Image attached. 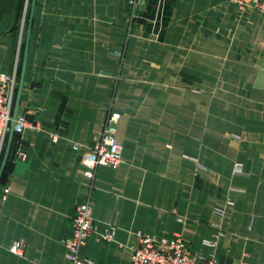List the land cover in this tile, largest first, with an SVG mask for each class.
Masks as SVG:
<instances>
[{
  "label": "crops",
  "instance_id": "0c3cea01",
  "mask_svg": "<svg viewBox=\"0 0 264 264\" xmlns=\"http://www.w3.org/2000/svg\"><path fill=\"white\" fill-rule=\"evenodd\" d=\"M30 4L0 0V73L19 52L14 103ZM129 26L127 0H36L17 117L38 129L14 128L11 153L18 143L25 156H9L0 183V264H66L86 182L72 145H92L109 108L122 163L97 169L96 229L80 256L130 264L137 234H180L203 260L264 264V14L224 0H144ZM210 104H241V115Z\"/></svg>",
  "mask_w": 264,
  "mask_h": 264
},
{
  "label": "built area",
  "instance_id": "2783aa9c",
  "mask_svg": "<svg viewBox=\"0 0 264 264\" xmlns=\"http://www.w3.org/2000/svg\"><path fill=\"white\" fill-rule=\"evenodd\" d=\"M144 0H127V13L129 25L134 19L140 5ZM232 7L236 13L246 15L251 13L264 14V0H224ZM22 20V25L24 24ZM129 26V30H130ZM14 68L10 72L0 73V157L5 148L9 127L12 121V108L17 85L18 56ZM120 115L109 108L101 123L98 135L92 145L86 146L73 144L72 149L78 152L79 164L84 168L83 176L86 180L84 185L83 202L78 205L73 215L70 217V233L63 240L66 250V264H93L90 260L80 256L81 249L86 246L87 240L95 232V221L92 217L93 195L95 191L94 181L97 169L107 167L116 169L122 163V148L116 140L117 124ZM15 126L19 131L25 129L37 130L38 126L31 123L23 116H18ZM52 141H56L53 136ZM11 153V152H10ZM12 158L23 159L24 149L17 143L12 150ZM201 168V167H200ZM233 175L245 177L240 165H235ZM8 190L3 189L1 200H4ZM213 213L219 217L224 215L223 209H214ZM183 222L182 219L178 220ZM215 239L223 235L217 227ZM114 238V229L108 228L100 235V239L111 242ZM216 240L205 242L206 246L214 249ZM24 249L23 241H15L10 247V252L14 255H21ZM130 264H219L214 260L211 253L207 260H201L198 256L188 251L184 245L180 234H175L172 238H157L145 234H137V246L131 251ZM237 264H250L242 260Z\"/></svg>",
  "mask_w": 264,
  "mask_h": 264
},
{
  "label": "water",
  "instance_id": "95a60500",
  "mask_svg": "<svg viewBox=\"0 0 264 264\" xmlns=\"http://www.w3.org/2000/svg\"><path fill=\"white\" fill-rule=\"evenodd\" d=\"M36 0H31L30 4V10H29V17L27 21V32H26V38H25V45H24V52H23V59H22V65H21V73H20V80H19V86L17 90V95H16V100L14 103V108H13V113H12V121L10 124L3 156L0 162V181L2 174L4 172L6 163L8 161L11 149H12V141H13V134H14V128H15V121L17 118V109H18V104H19V97L22 89V84H23V76L25 72V66L27 62V52H28V46H29V37L31 33V25H32V20H33V12L35 8Z\"/></svg>",
  "mask_w": 264,
  "mask_h": 264
},
{
  "label": "rangeland",
  "instance_id": "374dc122",
  "mask_svg": "<svg viewBox=\"0 0 264 264\" xmlns=\"http://www.w3.org/2000/svg\"><path fill=\"white\" fill-rule=\"evenodd\" d=\"M204 94H202V95H204ZM192 95H196L197 96L196 93H193ZM202 99H205V98L203 97ZM226 106L228 107V109H232V110H235V111H239V113H236V114L237 115H241V107H242L241 104H239V105H231L230 104V105H225V106L224 105H220V104L214 106L213 104H210L209 106H205V107L206 108H214L215 107L217 110L219 109L220 111L221 110L225 111L227 109ZM230 114H234V113H230ZM238 125L240 126L239 123H238ZM233 128L236 129V130H239L237 127H233ZM231 140L234 142V144H235L236 147L242 145V141H240V139L238 137H234L233 136V137H231ZM239 154H241L240 151H239ZM198 168H199L198 170H202L203 169V167L200 168V165H198ZM201 260H203V259H201Z\"/></svg>",
  "mask_w": 264,
  "mask_h": 264
},
{
  "label": "trees",
  "instance_id": "16d2710c",
  "mask_svg": "<svg viewBox=\"0 0 264 264\" xmlns=\"http://www.w3.org/2000/svg\"><path fill=\"white\" fill-rule=\"evenodd\" d=\"M12 143H13V142H12ZM12 147H13V146H12ZM3 152H4V149H3ZM2 156H3V153H2V155H1V157H0V162H1ZM9 164H10V161H9V158H8V161H7V163H6V166H5L4 172H3V174H2V177H1V181H0V183L3 181V178H4V175H5V172H6L7 168H8V166H9Z\"/></svg>",
  "mask_w": 264,
  "mask_h": 264
}]
</instances>
